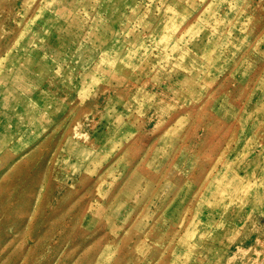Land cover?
Here are the masks:
<instances>
[{
  "label": "rangeland",
  "instance_id": "1",
  "mask_svg": "<svg viewBox=\"0 0 264 264\" xmlns=\"http://www.w3.org/2000/svg\"><path fill=\"white\" fill-rule=\"evenodd\" d=\"M0 264H264V0H0Z\"/></svg>",
  "mask_w": 264,
  "mask_h": 264
}]
</instances>
